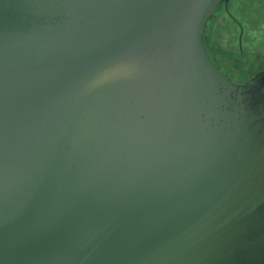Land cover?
Returning a JSON list of instances; mask_svg holds the SVG:
<instances>
[{
  "label": "water",
  "instance_id": "95a60500",
  "mask_svg": "<svg viewBox=\"0 0 264 264\" xmlns=\"http://www.w3.org/2000/svg\"><path fill=\"white\" fill-rule=\"evenodd\" d=\"M227 1L0 0V264H264V71L205 44Z\"/></svg>",
  "mask_w": 264,
  "mask_h": 264
},
{
  "label": "rangeland",
  "instance_id": "374dc122",
  "mask_svg": "<svg viewBox=\"0 0 264 264\" xmlns=\"http://www.w3.org/2000/svg\"><path fill=\"white\" fill-rule=\"evenodd\" d=\"M229 9L231 14L222 5L208 20L205 44L223 72L243 81L264 71V2L230 0Z\"/></svg>",
  "mask_w": 264,
  "mask_h": 264
},
{
  "label": "flooded vegetation",
  "instance_id": "af4514ba",
  "mask_svg": "<svg viewBox=\"0 0 264 264\" xmlns=\"http://www.w3.org/2000/svg\"><path fill=\"white\" fill-rule=\"evenodd\" d=\"M262 1H263V0H262ZM263 2H264V1H263ZM229 3H230V0H228L226 3H223L222 5L225 6L227 13H228V14H231V11H230V9H229ZM222 5H221V6H222ZM221 6H220V7H221ZM231 17H232V16H231ZM233 18H235V17L233 16ZM235 20H236V18H235ZM236 22H237V21H236ZM237 23H238V25L240 26V28L243 29V24H241L239 21H238ZM242 36H243V31H242L241 36H240V41H241L242 38H243ZM240 52H243L242 46L240 47ZM211 57H212L214 63L217 64L216 61H215V59H214V57H213V56H211ZM226 74H227V73H226ZM228 75H229V74H228Z\"/></svg>",
  "mask_w": 264,
  "mask_h": 264
}]
</instances>
